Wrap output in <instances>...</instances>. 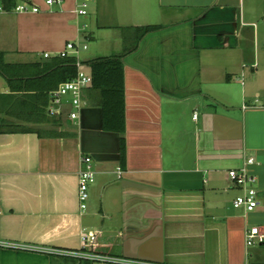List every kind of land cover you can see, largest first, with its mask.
I'll return each mask as SVG.
<instances>
[{"label": "crops", "instance_id": "crops-1", "mask_svg": "<svg viewBox=\"0 0 264 264\" xmlns=\"http://www.w3.org/2000/svg\"><path fill=\"white\" fill-rule=\"evenodd\" d=\"M23 3L38 11L0 5L7 62L57 55L67 42L98 43L110 30L121 40L108 55L119 54L133 46L135 26L159 28L123 58L125 166L119 134L102 129L99 95L89 86L78 119L63 105L58 134L0 133V240L77 251L91 232L96 250L128 258L264 264V0H93L86 15L75 13V0ZM84 155L94 180L81 210ZM241 167L256 177L253 211L232 205L241 190L228 170ZM250 226L262 236L252 251L244 243ZM74 263L0 248V264Z\"/></svg>", "mask_w": 264, "mask_h": 264}, {"label": "trees", "instance_id": "trees-1", "mask_svg": "<svg viewBox=\"0 0 264 264\" xmlns=\"http://www.w3.org/2000/svg\"><path fill=\"white\" fill-rule=\"evenodd\" d=\"M0 5L4 10H11L17 5V0H0ZM157 28L158 25L135 26L134 44L130 48H125L119 54L80 61L91 75L89 89L97 91L99 95L102 129L119 134V161L122 167L126 163L123 58L137 47L145 34ZM76 61V55L69 53L30 62H7L5 52L0 50V79H3L7 86L6 92H0V133L56 134L54 128L60 126L62 120L61 114L50 116L47 113L51 101L50 93L60 83L76 76ZM37 124H44L49 128L42 131L31 126Z\"/></svg>", "mask_w": 264, "mask_h": 264}, {"label": "built area", "instance_id": "built-area-1", "mask_svg": "<svg viewBox=\"0 0 264 264\" xmlns=\"http://www.w3.org/2000/svg\"><path fill=\"white\" fill-rule=\"evenodd\" d=\"M93 0H75L74 11L77 15H86L88 10V4ZM63 0H45V4L51 6L55 3H62ZM16 12L26 11H38V6L27 4H17L14 8ZM82 48H86L85 45ZM80 46L77 42H67L65 49L60 51L57 55L65 56L66 54H76ZM44 58L50 57V53L44 52ZM77 74L74 78L60 83L54 90L51 91V101L47 108V113L50 116L60 115L63 112V105L68 104L70 109L68 111V117L72 120H76L79 117L80 110L84 104L83 92L91 83V75L89 71H86L77 58L76 61ZM194 119L197 118V114L193 115ZM82 168L79 171L78 177V201L81 210L86 209V201L88 199V186L94 180V170L92 165V158L89 155H84L82 158ZM254 158L250 157L247 160V164H252ZM121 168L117 167L118 177L121 175ZM228 177L230 181L238 186L241 193L237 195L232 205L234 208H241L245 211H253L259 204L257 197V189L254 186L256 177L248 171L246 167L239 169L228 170ZM96 238L95 233L83 232L82 233V248L73 250H63L49 247H33L26 244L17 242L2 241L0 240V248L9 249H32L41 251L47 254H55L68 256L75 259L74 264H169L164 262H152L143 259L128 258L118 254H111L100 252L94 248V240ZM262 241L258 226H250L244 231V243L246 247H251Z\"/></svg>", "mask_w": 264, "mask_h": 264}, {"label": "rangeland", "instance_id": "rangeland-1", "mask_svg": "<svg viewBox=\"0 0 264 264\" xmlns=\"http://www.w3.org/2000/svg\"><path fill=\"white\" fill-rule=\"evenodd\" d=\"M18 4H24L23 0H17ZM92 4L89 3L87 10H89V12L92 10ZM122 32L125 33V30L123 27H121ZM103 40L101 42L95 43V41L93 40H82L80 42V49H81V53H80V57L81 59H92L96 56H103V55H108L112 52L115 51L116 49V39H119V41L121 40L120 36V30H110V31H103ZM85 44L86 48L82 49V45ZM98 50V52H94L95 50ZM83 60V61H85ZM34 126L36 128L42 129L41 125H31ZM260 244L259 242H257V244H255V246H253L255 249L259 248ZM253 247L249 248V251L253 250ZM250 258H252V256H249V260Z\"/></svg>", "mask_w": 264, "mask_h": 264}]
</instances>
